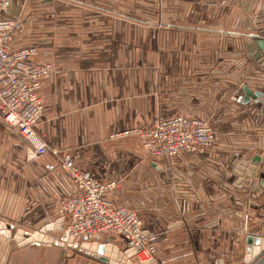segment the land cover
Masks as SVG:
<instances>
[{"label":"crops","instance_id":"crops-1","mask_svg":"<svg viewBox=\"0 0 264 264\" xmlns=\"http://www.w3.org/2000/svg\"><path fill=\"white\" fill-rule=\"evenodd\" d=\"M17 1L23 5L26 26L14 44H36L39 58L52 62L53 70L41 89L44 110L39 140L45 142L43 152L36 153L17 129L0 117V223L7 228L38 231L56 218V202L74 191L59 166L63 151L77 161L80 169L83 167L85 174L108 179L106 175H94L101 163L94 167L88 163L94 155L105 153L102 143L107 134L123 129V109L131 113V107H136V92L125 87L129 97L121 103L122 83L110 81L109 69L100 65V58L107 52L106 22L122 25L115 19H106V0ZM60 6L69 12L64 20L58 15ZM47 9L51 11L50 26L55 30L48 38L40 31L47 21L43 13ZM235 13L243 17L234 19ZM226 16L225 23L219 21L213 26H225L229 54L235 52L233 42H241L236 53L243 59H254L258 68L257 81L248 76L245 86L264 92V55L257 44L258 40L264 41V0H258L256 5H231ZM110 31L108 36L121 33L120 28ZM109 51L116 55L115 47ZM186 88L182 86L181 91L187 92ZM150 95L151 100L155 99L152 92ZM237 103L246 122L242 148L223 156L222 161L209 149L203 155L149 162L147 171L152 175L153 170L161 172L162 182L147 178L143 183L146 193L141 196L146 202L169 206L168 212L151 215L143 226L146 232L158 236L155 264H215L219 260L223 264H250L245 261L247 236L261 238L259 247L264 246V187L259 184L264 172L257 169L253 177L243 176L240 183L234 173L240 158L250 161L258 154V168L264 165V102ZM46 235L59 238L62 232L50 230ZM116 239L113 241L119 243L120 250L127 247L124 240ZM174 250L190 252L176 255ZM131 260L136 261L133 257ZM0 264L104 263L66 244L40 241L18 246L0 236Z\"/></svg>","mask_w":264,"mask_h":264},{"label":"rangeland","instance_id":"rangeland-1","mask_svg":"<svg viewBox=\"0 0 264 264\" xmlns=\"http://www.w3.org/2000/svg\"><path fill=\"white\" fill-rule=\"evenodd\" d=\"M257 1L106 0V19H115L122 25L113 26L114 22H106L107 52L106 57L100 58V63L103 62L100 65L109 69L110 81L122 83L119 91L121 103L124 104L129 97V89L125 90V87L136 92V107H131V113L123 109V129L147 124L157 114L184 113L208 122L213 137L211 149L221 161L231 151L242 148L241 135L243 128L246 129V122L242 119L239 104L235 99L231 101L230 97L242 95L248 76L257 81L258 68L254 59H243L240 53H236L241 42L234 41L235 52L229 54L225 26L213 24L219 21L225 23L227 8L231 5H256ZM43 13L47 21L40 31L48 38L55 30L50 26L51 11L47 9ZM68 13L64 6H60L58 15L63 17L62 20ZM238 16L240 19L243 17L241 13H235L233 18ZM117 28L121 29V33L108 36L112 33L110 29ZM114 47L115 56L110 54L113 51H109ZM183 51L193 54H183ZM185 67L186 72H183ZM184 85L188 86L187 92L181 91ZM151 92L155 97L153 100ZM163 95L168 98H163ZM253 123L254 126L256 123ZM113 132L107 134L102 143L105 153L94 155L88 166L101 163L94 169L95 176L122 179L119 189L113 194L114 202L134 209L143 226H146V219L151 215L169 210L168 203L146 202L141 196L146 193L144 181L151 178L161 183V172L153 170L152 175L147 171L151 159L145 156L138 137L110 138ZM15 233L16 229L12 226L10 237L0 236L18 245L13 238ZM172 252L182 255L190 251Z\"/></svg>","mask_w":264,"mask_h":264},{"label":"built area","instance_id":"built-area-1","mask_svg":"<svg viewBox=\"0 0 264 264\" xmlns=\"http://www.w3.org/2000/svg\"><path fill=\"white\" fill-rule=\"evenodd\" d=\"M22 8L17 0H0V117L15 127L36 153H41L46 146L39 140L44 110L41 89L52 74L53 64L39 58L36 44H14L26 26ZM127 136L138 137L145 156L153 161L203 155L213 143L208 122L184 113L160 115L147 124L115 131L110 138ZM59 166L74 185V191L56 202V218L51 223L63 218V231L77 243L96 236L131 242L137 262H155L158 236L144 230L134 209L113 200L121 179H95L64 151Z\"/></svg>","mask_w":264,"mask_h":264},{"label":"water","instance_id":"water-1","mask_svg":"<svg viewBox=\"0 0 264 264\" xmlns=\"http://www.w3.org/2000/svg\"><path fill=\"white\" fill-rule=\"evenodd\" d=\"M257 44L263 51L264 55V41L258 40ZM243 92L244 95L233 98L242 103H247L251 100L255 102H264L263 91L252 90L249 87L244 86ZM260 161L261 156L258 154L253 155L250 161L240 158L234 166V173L238 176L237 183L242 181L243 176L249 178L253 177L254 172L257 169H259L260 172H264V165L258 168ZM259 184L264 187V177L260 179ZM0 229H4V231H1L0 234L10 237L11 226L7 228L5 223H0ZM50 230L62 232V235L59 238L46 235V232ZM13 238L18 243V246H22L30 242L40 241L48 243L53 242L61 246L66 244L68 247L83 252L104 264H155L153 261H132L131 258L134 255V249L131 242H128L126 244L127 247L122 250L119 248V243H115L110 239H100L99 236H96L91 241L84 238L79 243L73 242V238L68 237L66 231H63V218L61 217L58 218L54 223H49L38 231H34L32 233L20 228L16 229V233L13 235ZM246 241L247 245L245 261L247 263L251 261L252 263L250 264H260L264 260V246L261 248L259 247L261 238L249 235L247 236ZM215 264L223 263L221 260H219L216 261Z\"/></svg>","mask_w":264,"mask_h":264}]
</instances>
